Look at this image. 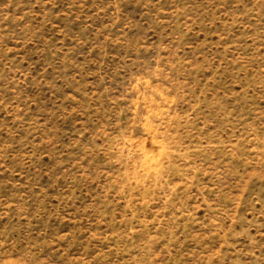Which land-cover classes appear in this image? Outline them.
Instances as JSON below:
<instances>
[{"label": "rangeland", "instance_id": "374dc122", "mask_svg": "<svg viewBox=\"0 0 264 264\" xmlns=\"http://www.w3.org/2000/svg\"><path fill=\"white\" fill-rule=\"evenodd\" d=\"M0 264H264V0H0Z\"/></svg>", "mask_w": 264, "mask_h": 264}]
</instances>
